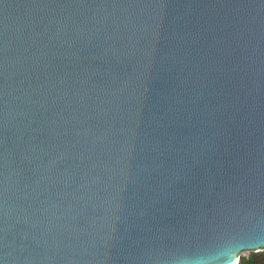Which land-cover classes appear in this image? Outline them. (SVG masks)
I'll return each instance as SVG.
<instances>
[{
  "label": "water",
  "instance_id": "1",
  "mask_svg": "<svg viewBox=\"0 0 264 264\" xmlns=\"http://www.w3.org/2000/svg\"><path fill=\"white\" fill-rule=\"evenodd\" d=\"M264 236V0H0V264H180Z\"/></svg>",
  "mask_w": 264,
  "mask_h": 264
},
{
  "label": "clouds",
  "instance_id": "2",
  "mask_svg": "<svg viewBox=\"0 0 264 264\" xmlns=\"http://www.w3.org/2000/svg\"><path fill=\"white\" fill-rule=\"evenodd\" d=\"M180 264H264V236L245 232L225 234L211 257L182 258Z\"/></svg>",
  "mask_w": 264,
  "mask_h": 264
}]
</instances>
